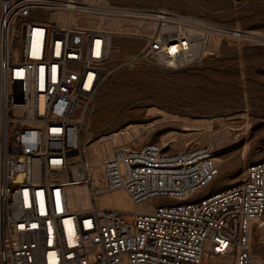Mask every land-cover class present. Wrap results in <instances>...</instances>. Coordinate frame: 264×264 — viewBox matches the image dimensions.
I'll list each match as a JSON object with an SVG mask.
<instances>
[{
	"label": "built area",
	"instance_id": "obj_1",
	"mask_svg": "<svg viewBox=\"0 0 264 264\" xmlns=\"http://www.w3.org/2000/svg\"><path fill=\"white\" fill-rule=\"evenodd\" d=\"M72 2L0 0V264H259L264 160L200 196L220 174L213 145L168 152L143 143L115 150L95 184L81 137L116 34L74 24L88 13ZM98 4L107 17L156 22L138 60L179 70L191 59L193 39L172 15ZM80 186L92 196L124 192L136 209H58L56 194Z\"/></svg>",
	"mask_w": 264,
	"mask_h": 264
},
{
	"label": "rangeland",
	"instance_id": "obj_2",
	"mask_svg": "<svg viewBox=\"0 0 264 264\" xmlns=\"http://www.w3.org/2000/svg\"><path fill=\"white\" fill-rule=\"evenodd\" d=\"M109 2L177 18L193 39L192 57L170 69L154 58L138 60L147 39L113 35L104 84L81 137L83 146L91 134V161L99 163L116 143H158L168 152L213 145L220 174L200 196L241 181L249 164L264 160V0ZM145 23L155 36L156 22ZM175 26L166 23L158 33ZM258 248L255 255L264 254Z\"/></svg>",
	"mask_w": 264,
	"mask_h": 264
},
{
	"label": "bare ground",
	"instance_id": "obj_3",
	"mask_svg": "<svg viewBox=\"0 0 264 264\" xmlns=\"http://www.w3.org/2000/svg\"><path fill=\"white\" fill-rule=\"evenodd\" d=\"M72 1H74L72 3L80 4L81 6L79 7L85 13H88L85 15L73 17L72 22L74 24L80 25V23H83L86 27L103 29V30L110 32L111 34L112 33L116 34L119 32L121 34L136 35V36H140V38L147 39V41L150 39L148 36H151V38L152 36H154L150 31V26H148L147 23H145V21L143 20H129L126 18L122 19L120 17H107V14L104 13L101 8L96 7V4H98L99 0H82V2H78L77 0H72ZM76 8L77 7H72V9H76ZM163 14H166V13L160 12L158 13V15L145 14L146 15L145 17H149L148 19H153L154 17L152 16H155L156 20L166 19V17ZM57 18L58 20L66 21L67 16L58 15ZM168 19H172V18L168 17ZM112 45L113 44L111 43V47ZM149 55L151 54L146 55L145 59H147ZM132 57L137 59L135 56H132ZM90 143H91V134L88 133L86 142L82 146L80 159L84 157L87 159L89 165H91L92 167L95 184L100 186L101 184H100L99 179L103 175V169H104L105 162L112 156L115 150L128 149L129 147L123 145L122 143H116L113 145L112 151L109 153V155H107L105 158L102 157L99 163H95L91 161L90 159V154H89L90 153V150H89ZM94 203H96V205L98 206L118 208L122 210L135 211L136 209L133 206L129 196L124 192H115L111 194L96 193L94 196H92L91 191L88 187L80 186V187H76L73 189H68L63 193L56 194V205L58 209L62 208L63 205L67 207H72L75 209L90 208L95 205ZM260 237H264V229L257 231L255 239L258 240ZM258 247L260 246H257L256 249ZM261 248L263 249V247ZM256 259L259 264H264V254L257 252ZM124 264H127V263H124Z\"/></svg>",
	"mask_w": 264,
	"mask_h": 264
}]
</instances>
